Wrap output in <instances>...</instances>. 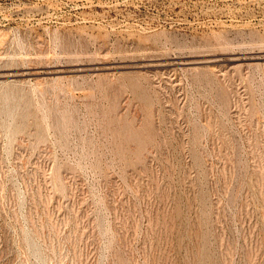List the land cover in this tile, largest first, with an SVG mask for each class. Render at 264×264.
<instances>
[{
	"label": "rangeland",
	"instance_id": "1",
	"mask_svg": "<svg viewBox=\"0 0 264 264\" xmlns=\"http://www.w3.org/2000/svg\"><path fill=\"white\" fill-rule=\"evenodd\" d=\"M0 264H264V0H0Z\"/></svg>",
	"mask_w": 264,
	"mask_h": 264
}]
</instances>
